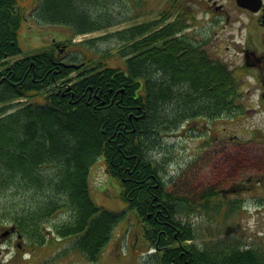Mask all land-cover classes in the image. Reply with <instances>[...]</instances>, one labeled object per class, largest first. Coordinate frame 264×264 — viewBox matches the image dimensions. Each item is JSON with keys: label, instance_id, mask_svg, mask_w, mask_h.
Returning <instances> with one entry per match:
<instances>
[{"label": "trees", "instance_id": "trees-1", "mask_svg": "<svg viewBox=\"0 0 264 264\" xmlns=\"http://www.w3.org/2000/svg\"><path fill=\"white\" fill-rule=\"evenodd\" d=\"M37 1L32 16L69 31L67 40L81 51L65 63L84 61L83 70L71 75L75 68L63 65L53 44L15 58L25 16L19 0H0V227L13 226L22 249L55 236L70 241L63 254L75 250L86 263H96L125 217L91 199L87 179L100 162L134 210L153 264H264L263 248H241L222 238L202 248L190 242L196 235L181 215L201 202L215 204L216 195L212 189L193 197L168 190L166 169L151 154L157 138L182 123L240 108V69L182 51L190 44L177 34L181 14L158 29L142 22L110 32L117 56L128 57L109 65L112 52L92 51L86 45L93 39H72L117 24L102 7L94 16L87 11L90 3L107 6L111 0ZM58 210L69 217L49 235L48 219Z\"/></svg>", "mask_w": 264, "mask_h": 264}, {"label": "rangeland", "instance_id": "rangeland-1", "mask_svg": "<svg viewBox=\"0 0 264 264\" xmlns=\"http://www.w3.org/2000/svg\"><path fill=\"white\" fill-rule=\"evenodd\" d=\"M217 1L225 6L229 19L224 20L225 15H220V21L212 25L206 22L209 13L206 18L199 16L196 38L202 40L200 36L209 37L204 49H210V44L217 46V43H221L222 52L214 56L215 52L211 51V58L225 64L229 70L239 67L241 76L237 77V82L240 87L235 99L240 108L221 111L214 117H198L192 125H182L174 133H166L157 138L155 145L158 146L151 154L157 156L161 166L166 169L167 174L163 179L168 190L176 192L178 196L191 193L193 197L194 194L212 189L216 195L215 204L205 206L201 202L186 210V215H181L180 218L193 228L196 235L193 240L189 239L190 242L202 248L211 244L214 239L222 238L226 244H239L241 248L255 246L264 249V101L258 100L259 84L249 71L241 69L242 59L236 54L240 47L236 46L237 41L242 39L240 32L239 35L236 34L237 30L251 20L236 9L235 0ZM19 2L17 8L25 19L18 35L21 52L15 57L41 51L52 44L54 38L65 44L60 43L67 59L76 51H81L80 47L71 46L67 40L69 31L65 27L41 23L32 16L36 0ZM192 2L193 0H143L142 3H137L133 0H111L107 6L90 3L87 5L90 15H96L102 7L119 22L105 29L77 35L72 43L93 39L86 46L91 45L92 51L112 52L107 63L112 66L122 65V61L128 56H117L118 42L109 38L110 32L146 21H161L165 13H169V18L172 19L181 9L189 14ZM134 13L141 14L133 15ZM184 21L189 24L187 18ZM190 32L189 26L184 29L185 35L190 36ZM100 35L102 36L98 39ZM82 70L83 67L77 68L71 75L76 76ZM24 100L38 101L37 98L22 99ZM104 168V164L97 162L89 171L87 180L91 199L103 209L125 212L127 207L117 195L116 182L109 179ZM233 203H239V208H230L229 205ZM124 216L116 225L112 238L98 261L89 264H153L152 259L147 256L152 250L145 247L141 230L135 228V218L129 211ZM68 217L67 211L54 212L48 219V230L52 231L55 224ZM135 224L140 229L137 222ZM3 229L1 226L0 232ZM49 235H53V231ZM3 242L0 245V264H88L75 250H68L63 254L62 248L67 250L70 241L64 243L55 236L31 250L28 247L21 250L15 247L18 242L15 233ZM14 255L17 259L11 261Z\"/></svg>", "mask_w": 264, "mask_h": 264}, {"label": "flooded vegetation", "instance_id": "flooded-vegetation-1", "mask_svg": "<svg viewBox=\"0 0 264 264\" xmlns=\"http://www.w3.org/2000/svg\"><path fill=\"white\" fill-rule=\"evenodd\" d=\"M243 5L235 4V7L241 14L246 15L250 18L248 24L242 25L237 30V35L242 39L237 41L236 46H240L236 50V54L239 55L242 60L241 69L249 71L251 77L255 78L259 86L258 100L260 102L264 101V0L256 2V0H243ZM256 3H259L256 6ZM204 4V5H203ZM192 10L189 12V28L191 30L190 36L184 34L182 37L185 42L190 44V47L186 49L183 48L182 51L191 50L195 54H202L205 50L207 51V56L210 58L212 54L211 51L215 52L214 56H217L222 52V44L217 43L210 44V49H204L203 46L209 41V37L200 36L202 40H197L198 33V18H206L207 13H209L206 22L212 25H216L220 21L219 16L225 15L224 20L229 19V13L222 3L219 4L217 0H193ZM254 7H257L254 8ZM257 29V30H254ZM201 32V31H200ZM231 35L233 33H230ZM207 41V42H206ZM217 51V52H216Z\"/></svg>", "mask_w": 264, "mask_h": 264}, {"label": "water", "instance_id": "water-1", "mask_svg": "<svg viewBox=\"0 0 264 264\" xmlns=\"http://www.w3.org/2000/svg\"><path fill=\"white\" fill-rule=\"evenodd\" d=\"M243 0H237V4L243 5ZM14 227H11L10 229L5 230L1 233L0 237L6 236L10 230H12Z\"/></svg>", "mask_w": 264, "mask_h": 264}, {"label": "bare ground", "instance_id": "bare-ground-1", "mask_svg": "<svg viewBox=\"0 0 264 264\" xmlns=\"http://www.w3.org/2000/svg\"><path fill=\"white\" fill-rule=\"evenodd\" d=\"M10 14H11V13H10ZM10 14H8V16L12 17V15H10ZM8 16H7V17H8ZM8 19H9V17H8Z\"/></svg>", "mask_w": 264, "mask_h": 264}]
</instances>
